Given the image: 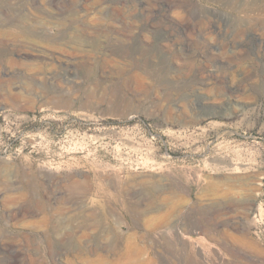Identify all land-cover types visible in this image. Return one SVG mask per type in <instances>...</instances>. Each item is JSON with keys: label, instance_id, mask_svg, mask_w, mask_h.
Segmentation results:
<instances>
[{"label": "rangeland", "instance_id": "obj_1", "mask_svg": "<svg viewBox=\"0 0 264 264\" xmlns=\"http://www.w3.org/2000/svg\"><path fill=\"white\" fill-rule=\"evenodd\" d=\"M127 249L264 264V0H0V264Z\"/></svg>", "mask_w": 264, "mask_h": 264}, {"label": "bare ground", "instance_id": "obj_2", "mask_svg": "<svg viewBox=\"0 0 264 264\" xmlns=\"http://www.w3.org/2000/svg\"><path fill=\"white\" fill-rule=\"evenodd\" d=\"M46 175H48V174H46ZM34 179V178H33ZM28 181H30V180H28ZM10 185V184H9ZM44 185V184H43ZM12 186V185H11ZM7 187H9V186H7ZM12 190V188H7V190H6V193H7V199L8 200H18V198L20 199V198H23V197H25L26 195H27V193H25V192H19V194L18 195H16L15 196V194L11 191ZM29 190H31L30 192H34V188L33 187H30V189ZM41 198V197H40ZM42 199V198H41ZM44 201V200H43ZM11 203H13V202H11ZM15 203V202H14ZM18 204V203H17ZM20 204V203H19ZM15 205V204H14ZM27 205V204H26ZM40 205V204H39ZM43 205V204H42ZM48 205H50V202H49V204ZM17 206V205H16ZM15 206V207H16ZM42 208H44V207H42ZM36 209V208H35ZM31 213H33V214H35V210L33 209V207L32 208H30V207H28V206H25V205H22V206H20V207H18L17 208V210H16V212L14 213V215H16V216H18V217H20L21 218V220H24V219H26L27 218V216H28V214H30L31 215ZM49 213V212H48ZM48 213H47V211L45 210L44 212H43V214H42V216L39 218V220H38V224L40 223V222H48L49 220H50V218H51V216L50 215H48ZM16 218V217H15ZM28 221V220H27ZM34 221V220H33ZM32 222V221H31ZM31 222H29V223H31ZM28 223V222H27ZM35 223V222H34ZM110 246H112V245H108V246H106V247H104L103 249H107L106 251H108L109 250V248H110ZM135 250V252H136V249H134ZM140 250V249H139ZM142 252V251H141ZM138 253L140 254V252L138 251L137 252V254H135V255H138ZM134 255V251H132V249H127L122 255H121V258L124 260V261H126V263L127 264H150V262L149 261H143V260H139V262H137V263H134L133 261H132V259H131V257H133V256H135ZM141 255V254H140ZM111 264V263H110Z\"/></svg>", "mask_w": 264, "mask_h": 264}]
</instances>
